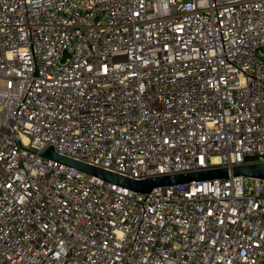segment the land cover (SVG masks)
<instances>
[{"label":"built area","instance_id":"2783aa9c","mask_svg":"<svg viewBox=\"0 0 264 264\" xmlns=\"http://www.w3.org/2000/svg\"><path fill=\"white\" fill-rule=\"evenodd\" d=\"M50 146L136 180L264 163V0H0V264H264V181L141 195Z\"/></svg>","mask_w":264,"mask_h":264},{"label":"water","instance_id":"95a60500","mask_svg":"<svg viewBox=\"0 0 264 264\" xmlns=\"http://www.w3.org/2000/svg\"><path fill=\"white\" fill-rule=\"evenodd\" d=\"M41 157L53 162H57L59 164H63L67 167L74 168L88 176L141 195L150 194L154 189L157 188H167L177 185H189L192 183L210 182L215 180H227L229 178L237 177L264 181V163L248 164L234 168L214 169L195 173L179 174L174 176L136 180L62 155H58L54 152V148L52 146H50L49 149ZM258 157L264 156H243V163L258 161Z\"/></svg>","mask_w":264,"mask_h":264}]
</instances>
